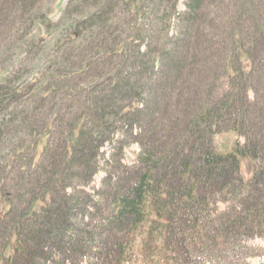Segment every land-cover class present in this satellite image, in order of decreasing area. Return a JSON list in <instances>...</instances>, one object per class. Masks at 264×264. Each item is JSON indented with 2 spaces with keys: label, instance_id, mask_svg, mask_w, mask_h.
Wrapping results in <instances>:
<instances>
[{
  "label": "trees",
  "instance_id": "1",
  "mask_svg": "<svg viewBox=\"0 0 264 264\" xmlns=\"http://www.w3.org/2000/svg\"><path fill=\"white\" fill-rule=\"evenodd\" d=\"M38 1L0 4L9 14L30 6L22 21L36 27ZM100 1L67 4V22L48 39L54 47L68 38L84 50L90 32L116 62L106 80L67 87V95L89 96L59 151L49 146L48 122L24 151L11 155V165L24 163L11 183L0 165V264H129L136 251L141 264H251L256 255L264 258L253 244L264 242V14L262 21L253 16V37L244 27L258 0H184L183 10L180 0H119L129 12L123 30L112 19L118 0ZM258 8L264 9V0ZM95 60L57 68L55 75L66 81ZM192 73L198 83L190 90ZM224 76L228 82L217 88ZM11 83L0 81V138L3 125L12 123L4 112L20 98ZM186 88L188 95L177 99L175 90ZM56 89L47 88L44 97ZM174 100L181 109L176 117L169 115ZM156 128L165 133L161 142ZM227 131L242 140L220 152L213 137ZM131 146L136 151L128 164L123 157ZM243 161L251 167L247 177ZM99 170L98 188L89 191Z\"/></svg>",
  "mask_w": 264,
  "mask_h": 264
},
{
  "label": "rangeland",
  "instance_id": "2",
  "mask_svg": "<svg viewBox=\"0 0 264 264\" xmlns=\"http://www.w3.org/2000/svg\"><path fill=\"white\" fill-rule=\"evenodd\" d=\"M72 1L73 0H39V8L37 7V11H35L39 17L38 21L40 25H36V27L27 25V20L24 22L22 21L28 16V12H31L32 8H30V6L25 13L18 12L9 14L8 11L2 7V2L0 4V81L2 79L11 81V85L15 87V90L17 88V92L20 94V98L17 101L13 100L11 107L8 105L7 111L4 112L6 114V119H11L12 123H5L3 125V129L6 130L1 136L2 139L0 138L1 173L6 172L7 176L11 177L9 183L12 182L13 178L20 175L18 171L20 167L24 165L23 161H18L16 166L11 165V161L13 160L11 155L24 151L35 135L41 131L48 122L50 127V139L48 140L49 146L59 151L60 141L64 138L67 130H70L71 126L69 123L82 111L83 103L87 104L89 96L87 92L75 93L72 91H70L72 93L69 92L67 95V87L75 88L80 85H86L89 84L91 80L92 82H97V80L102 79L106 80L109 67H111L112 61H115L114 57L111 58L108 56V50L106 47L101 48L104 42L101 39L94 40V37L92 34L90 35V32L88 33L90 36L86 33L84 35V37L87 35L84 38V42L87 43L84 50H79L78 43H75V41L67 42L68 38L61 44H58L59 46L56 45L53 47L52 41L48 38L54 34V30L57 29L59 24L62 25L64 22H67V17L63 16L62 13L67 4L72 3ZM88 2H90V0H88ZM184 2V0L179 1L177 5L179 10L184 9ZM101 3H103L102 0L100 1V4ZM260 3H263V0L254 2L252 4L253 6L251 5L249 10H247L249 13H246L248 15V22L244 23V27L251 33L252 37L256 26L253 16L257 15V19L262 21L260 17L261 14H264V9L258 8ZM118 5L119 7H117ZM34 6H36V4ZM117 6L114 8L112 19L113 22L119 19L121 23L118 30H123L126 29L124 24L127 19L125 18L128 17L129 12L125 10L123 3L119 2V0ZM206 7L207 6H205V10L208 9V7L207 9ZM218 11H222L221 8H219ZM4 14L6 15V19H3ZM20 14L22 15L21 18H19ZM32 14H34V10ZM229 16L232 17V15H228V17ZM221 19L223 20L225 18L221 16ZM236 19L239 20V16H237ZM260 21L258 24H260ZM37 30L40 31L39 36H37ZM117 33H120V31ZM33 35L38 38H34L32 42L31 38ZM39 38H47L48 40L45 42L42 41L39 44ZM203 40L204 39H202L201 42ZM205 43L209 44V40L207 39ZM220 46H222V44L218 41V44H215V47L219 49ZM142 47H145V43L142 44ZM96 53H98V55L93 57ZM89 58H97V60L92 63L91 67L86 72H83L80 75L71 76V78L66 81L61 79V76L55 75L59 74L56 73L57 68H65L63 66L66 65L77 66L78 62ZM262 58H264V54L262 55ZM159 69H161V67ZM260 73L264 74V71L262 70ZM228 79V76L220 77L216 83L217 88L223 87V85L226 84L223 80L228 82ZM53 80L56 81V83H50ZM186 83L190 90L191 88L193 89L194 85L198 83L197 75L192 73L186 80ZM50 87H57V89L52 91L48 98L44 97V90ZM189 89L175 90L177 99L180 95L186 97L190 91ZM222 90H225V88ZM259 92L264 94V87H262ZM249 96L250 98L253 97L251 91L249 92ZM174 101L175 109H170L169 115L171 116V113L173 112V114H177L175 115L176 117L180 114L181 109L180 105L176 102L177 100ZM27 106H29L28 112H21L24 108H27ZM8 113H10L9 116ZM251 115L255 122L257 120L256 115ZM248 118L251 119V117ZM156 133L160 142L165 139L164 131L156 128ZM235 140L241 141L242 138L236 136L231 131L220 132L213 137L215 147L220 152H228L231 150ZM43 143H45L44 139L39 144L37 153L41 151ZM135 151V146L126 149L124 151L123 161L130 164L133 158V152ZM104 152H107V154L111 153L108 147L104 148ZM44 156L47 157V154H44ZM8 165L9 167H7ZM100 166L103 167L104 164H101ZM240 168L244 177L250 175L251 167L246 161H243L240 164ZM103 175L104 172L99 170L94 175L91 183L85 188L89 191H92V186L93 188H98ZM253 244L261 248L264 253L263 241L255 239L253 240ZM9 247L10 246L6 249V252L9 251ZM256 252L261 251L257 250ZM135 254V259L137 260L129 264H141L139 261V253L136 251ZM251 262V264H262L264 258L256 255L252 257Z\"/></svg>",
  "mask_w": 264,
  "mask_h": 264
}]
</instances>
